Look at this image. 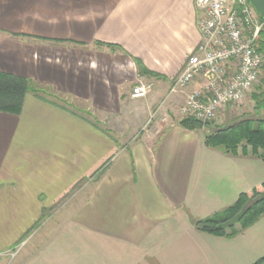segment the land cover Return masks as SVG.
<instances>
[{"label":"crops","instance_id":"crops-1","mask_svg":"<svg viewBox=\"0 0 264 264\" xmlns=\"http://www.w3.org/2000/svg\"><path fill=\"white\" fill-rule=\"evenodd\" d=\"M195 1L0 0V72L48 89L0 112V264L223 263L194 221L247 192L254 155L179 124Z\"/></svg>","mask_w":264,"mask_h":264},{"label":"built area","instance_id":"built-area-1","mask_svg":"<svg viewBox=\"0 0 264 264\" xmlns=\"http://www.w3.org/2000/svg\"><path fill=\"white\" fill-rule=\"evenodd\" d=\"M195 3L202 13L197 22L200 40L173 79L170 92L185 91L181 117L208 123L223 108L242 101L257 81L264 60L256 42L264 19L248 0ZM151 88V83H137L131 97H144Z\"/></svg>","mask_w":264,"mask_h":264},{"label":"trees","instance_id":"trees-1","mask_svg":"<svg viewBox=\"0 0 264 264\" xmlns=\"http://www.w3.org/2000/svg\"><path fill=\"white\" fill-rule=\"evenodd\" d=\"M256 46L264 55V26L259 32ZM262 70L263 76H261L260 84L251 93V100L257 112L264 110V62ZM29 92L43 98L42 94L48 92V89L30 78L0 72V112L18 114L23 99ZM179 124L188 129H198L206 123L187 116L181 117ZM204 140L206 145L218 147L227 154H236L238 148L242 153H246L249 147L252 155L264 161V114L260 118L247 116L219 127L205 135ZM259 150L261 153L258 152ZM263 214L264 180L260 187L252 188L250 195L245 192L239 193L230 205L204 218L196 219L194 225L198 230L209 234L230 236L238 230L250 226ZM236 224L239 228L236 227ZM253 264H264V255Z\"/></svg>","mask_w":264,"mask_h":264},{"label":"rangeland","instance_id":"rangeland-1","mask_svg":"<svg viewBox=\"0 0 264 264\" xmlns=\"http://www.w3.org/2000/svg\"><path fill=\"white\" fill-rule=\"evenodd\" d=\"M201 16L202 13L200 12L199 18ZM261 76H263L262 67L257 81L250 88L242 101L223 108L218 112L214 120L204 124L205 135L212 133L219 127L228 125L247 116L254 118H260L263 116L264 110H259L257 112L254 108V103L251 100V93L255 91V88L260 84ZM258 152L261 153L260 150ZM238 169L240 171L238 181L236 180V183L234 184L235 189L236 191L247 190L245 193L250 195L252 188L260 187L261 181L264 180V161L254 155L248 159H243ZM256 183L259 184L256 186ZM247 184H251L252 186H247ZM230 186L231 183L229 184V187ZM248 189H250L249 192ZM236 227L239 228L238 224H236ZM222 242L226 247L222 252V264H253L264 255V214L250 226L240 229L230 236H223ZM12 252L13 251L10 250L8 254L10 255Z\"/></svg>","mask_w":264,"mask_h":264},{"label":"water","instance_id":"water-1","mask_svg":"<svg viewBox=\"0 0 264 264\" xmlns=\"http://www.w3.org/2000/svg\"><path fill=\"white\" fill-rule=\"evenodd\" d=\"M259 17L264 19V0H248Z\"/></svg>","mask_w":264,"mask_h":264}]
</instances>
